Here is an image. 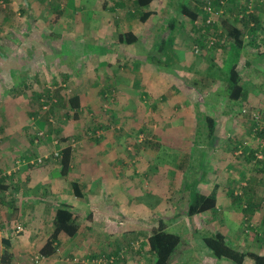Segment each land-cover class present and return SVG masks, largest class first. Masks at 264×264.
Wrapping results in <instances>:
<instances>
[{
    "label": "rangeland",
    "instance_id": "rangeland-1",
    "mask_svg": "<svg viewBox=\"0 0 264 264\" xmlns=\"http://www.w3.org/2000/svg\"><path fill=\"white\" fill-rule=\"evenodd\" d=\"M81 1L85 7L95 9L93 13L97 11L96 13L100 14L106 11L108 18L104 19L99 15L101 20L96 22L97 17L90 15L85 16L87 25L76 24L74 22L78 18L76 9L80 7ZM81 1L0 0V170L3 175L11 177L10 179L15 177L14 180L6 181L9 185H15L13 182L20 177L21 171L24 172L32 167H34L32 171H38L34 174V176L37 174L34 180L40 179L41 174L37 169L45 163L46 155L49 154L47 156L50 159L55 152L61 150V147L57 148L59 138H56V134L50 133V136L47 134L49 124L46 117L49 115L54 125L53 130L61 128V135L70 139L68 144L75 151L83 157H90L91 163L98 165L97 168L108 167L111 164L108 168H112L113 172L117 173L116 177L124 186V188L120 186L119 192L111 187L110 192L105 193L100 190V181L97 180L95 184L97 190L95 187L93 190L94 198H97L95 208H98L99 215L113 216L115 219L113 225L118 226L121 233L137 226L136 223L130 222L129 216L138 213L145 218L141 225L143 229L140 228L141 232H145L146 227L147 231H152L160 224H156V218L165 215L168 208L166 215L186 217L191 195L202 187L201 181L215 177V170L209 171L212 162L218 158L224 160L229 158L233 141L227 139L224 142L220 141L213 151L199 150L200 138L204 141L209 138V123L207 120L202 121L200 116L214 115L215 111L212 108H208L207 112L197 110L195 114L199 118L187 121L185 128H178L184 125L183 122L177 127H174L175 124L172 126L170 122L176 117V111H173L174 105L186 104L185 90L190 89L189 85L194 83L189 82L192 76H197L194 72L203 74L208 84L219 78L225 80L229 76L231 65L224 60L209 64L196 55L194 52L196 38L189 23L184 29L176 31L173 49L177 59L165 64V57L160 53L159 48L168 37L167 29L175 19L185 20L180 12L181 6L193 5V1L196 0H156L145 9L155 12L147 23H141L137 18L131 17L132 7L129 5L124 10L119 9L122 12L118 18H122V23L120 21L118 25L115 24L113 14L109 10L102 9L103 4L108 1L109 5L111 0H93L89 3L87 2L89 0ZM131 6L135 7L134 2ZM62 10L65 12H60ZM130 31L139 37V42L133 45L118 43L120 34ZM251 60L252 67L244 72V84L248 82L254 84L256 80L264 82V56ZM15 70L21 75L18 73L14 75ZM37 75L47 76L49 82L44 85L43 81H36ZM20 76L29 79L26 81L29 87L21 88L24 90L23 94L12 90L16 87L17 80L14 78L19 80ZM56 76L59 78L57 82L54 79ZM139 83L140 87H135ZM214 87L211 92L213 95L216 93L215 96H218L216 100L218 102L221 100L223 103L224 87L222 85L218 89ZM47 89L52 93L61 89L67 99L74 96L78 89L79 93L83 94L80 118L69 119L67 118L69 108L44 105L43 99L34 95L39 92L45 93ZM144 92L147 96L142 94ZM165 93H168V97L162 99L161 96ZM205 99L209 101L208 97ZM225 103L235 109L236 118L233 117L231 122L219 128L218 134L223 138L239 136L243 134L239 126H242L241 121L244 118L242 110L246 102L232 101L229 98ZM254 105L256 109L263 108L264 97L258 99ZM52 107L53 114H51ZM91 107L93 109H90ZM154 107L156 109L152 110ZM86 116L103 127L95 132L96 135L85 129ZM236 120L240 121L238 126L235 124ZM10 123L15 125L10 127L14 132L11 135L8 126ZM143 129L148 130L146 135L141 133ZM193 132L196 133L195 137L198 140L191 141L194 144L191 149L194 152L192 157L185 154L187 150L183 149L181 144L171 145L170 140L167 139L174 136L186 137L193 135ZM28 134L29 137H35L34 145L31 142L27 144L24 142L23 137H28ZM148 134L151 141L145 143ZM95 136H99L97 137L98 140L100 139L99 142L94 140ZM12 137L15 139L12 140ZM263 145L264 143L261 145L260 154L264 158ZM24 153H34L37 157L27 159L23 157ZM215 154L218 157L214 156ZM51 167L55 168V166L48 168ZM48 171L51 172L49 169ZM210 172L211 175H208ZM229 175V179L228 174L225 175L226 181L232 182L234 176L231 173ZM53 176L56 177L55 172ZM70 176L75 177L74 174ZM247 179L253 184L251 177ZM60 185L66 189L67 184ZM127 186L133 187L129 189ZM1 199H6V195L0 189ZM127 202H130L129 210H132L130 214L126 213L128 206L126 209L121 207ZM86 211L89 217L94 208H86ZM223 215L227 217V220L224 219L225 222L231 220L230 211H225ZM218 219L219 217H216L215 220L205 222L200 218L186 217L185 224L175 222L170 226L171 232L183 237V244H191L194 247L192 256H189L192 262L189 264H199L204 259L206 261V255L203 256L201 251L207 248L199 237L203 233L205 235L217 233ZM153 220L155 223H151ZM225 222L220 221L221 226ZM19 225L25 230L18 233ZM11 228L15 230V239L27 232L23 222H16ZM228 239L230 240V237ZM31 241L38 243L35 239ZM34 248H36L35 244ZM143 249L142 240L138 238L130 245H124L115 254L103 253L96 249L95 252L94 249H90L89 253L79 260L99 256L116 258L123 255V258L115 264L125 261L149 264V258L145 256ZM58 251L61 256V248ZM36 252L34 250L27 257L26 264H51L48 258L37 262L40 254ZM140 253L142 256L138 255ZM210 257L214 259V264L215 262L233 264L215 256H209V259ZM68 259L71 258L66 257L64 261L68 262ZM246 264L253 263L249 261Z\"/></svg>",
    "mask_w": 264,
    "mask_h": 264
},
{
    "label": "crops",
    "instance_id": "crops-1",
    "mask_svg": "<svg viewBox=\"0 0 264 264\" xmlns=\"http://www.w3.org/2000/svg\"><path fill=\"white\" fill-rule=\"evenodd\" d=\"M90 1L93 0H89L87 2L89 3ZM129 1L130 0H111L110 4L112 6L110 4L108 5V1H106L103 4L102 9L109 10L110 13L113 14L115 24L118 25L122 19L121 17L118 18V16H120V12H122L119 9L124 10L130 5L129 7H132V10L130 11L133 12L135 10L133 6H131L133 2L135 5V0H132V3H130ZM200 1L201 0L193 1V5H189V7L191 9H194L195 11H200V17L198 21L202 23L205 14L202 13L203 4H200ZM212 1L217 4L216 6H219L220 8L223 7L224 9V14L221 18V21H219V24L218 26H216V28H213L216 29L215 31H218L220 34L222 33L221 35H224V38L223 36H220L221 39L218 42L219 44L217 43V47L207 53L205 57L201 58L204 62H207L209 64L214 62H223V60L226 61V63L231 61L233 63L238 62L239 74L241 78L244 79V72L246 71V69L248 70L252 67L251 58L255 59L256 57L264 56V0ZM107 5L110 6V8H107ZM251 5L253 7L251 15H254L257 24H248L249 27L246 28L247 25L242 23L241 16L247 13ZM74 6L76 7V5ZM79 6L80 7L76 9L78 18L75 19L74 22L80 26H84L86 23L88 24L85 16H96V22H99L101 20V18L98 17L99 15H102L104 19L108 18V16L105 14L106 11H102L100 14L96 13L97 11L93 13L92 11H94L95 9L85 7L82 1L80 2ZM73 14L75 13L73 12ZM183 16L185 20L178 21L175 19V22L173 21V23H176V27L179 28L176 31L184 29L185 26H188L187 23H189L191 29H193V35L196 38L195 42L202 41V39H207V37H210V29L202 28L201 26V28H199V30L197 31V29L194 27V24H192L190 20H187V16ZM100 24L101 23H99V25ZM233 27H237L238 29L243 30L245 33L244 46L240 48V54L238 58L236 57L237 60L230 59L234 54V50L232 51V47L235 43L233 42L234 40H231L227 35L228 31H230V29H232ZM256 28L257 32L254 31V29ZM206 56H209V58H206ZM18 72L19 71L15 70L14 75ZM194 74L198 77L192 76V79H189V82L194 83L189 85L190 89L185 90V95L187 97L186 104L174 105L173 111H176V117L171 120V125L175 124L174 127H177L180 122H183L184 125L181 127L178 126V128H185L187 121H192V119L194 118H199L196 117L195 114L197 110L201 109L202 111H206L208 110V108H212V110L215 111L214 115L202 114L200 118L202 121H208V119L211 118L216 119L217 132L215 136L208 138L206 141L200 138L199 150L211 149L210 151H213L214 149H216L215 147L219 144V142H224L225 139L233 141V143L232 150H230L229 152L228 160L218 158L215 162L211 161L212 164L211 168H209V171L215 170V177L204 179L203 181H201L202 187L199 188V191L196 189L197 192L206 196L215 195V197L218 199L216 210L209 211L203 214H197L193 217H186H188L189 219L200 218V220L202 219L205 222L215 220L216 217H219L218 221H216V232L222 233L226 237L228 242L230 241L229 244H232L231 246L244 252H254L264 256V158H253L254 152H256V155L259 154L258 152H260V149L262 148L261 145L264 143V137L261 138L258 135L254 134L252 128L250 127V124L244 123V118L241 121L242 126H239L241 131H243V134L239 136H232L231 138L220 137V135L218 134L219 128L224 127L229 122H231L233 117L236 118L234 116L235 109H232L233 107L231 105H227V103H225L226 99L227 101L229 99L226 88V80H224V78L223 80H220L219 78L206 84L208 81L205 79L203 74L199 72H194ZM15 79L17 80L15 82L16 87H14L12 90L23 94L24 90H21V88L29 87L26 83V81L29 79L21 76L19 80L16 77L14 78V80ZM54 79L57 82L59 78L58 76H56ZM62 79L65 80V78ZM35 80L43 81L42 83L44 85L46 84V82H49L48 77L45 75H37ZM255 82L256 83L254 84L250 82L244 84L243 80V84L246 90L251 94V104L253 106H255L254 104H256V101L258 99H263L264 97V82H260L259 80H256ZM91 85H93L92 82ZM221 85L225 90V93L222 94L224 101L223 103L225 104L224 106L223 103H221V100L220 102L216 100V98L218 97L215 96L216 93H214L213 95V93L211 92L213 86L217 87L218 89ZM167 94L168 93L163 94L161 98L165 99L166 97H168ZM34 95L39 98L40 92L34 93ZM82 95L83 94L79 93L78 89L74 93V96L80 97L81 107L83 108ZM206 97H208L209 101L205 99ZM209 97H213V99H209ZM90 109L93 108L91 107ZM155 109L156 107L152 108V110ZM236 122L237 123L235 124L238 126V122L240 121L236 120ZM8 126L9 129L12 126L15 127V125L12 123H10ZM11 131L12 129L9 130V134H14V132ZM195 134L196 133L193 132V135H186V137L184 136L182 138L174 136L172 138L174 140L173 143L181 144V147H184L183 149L186 148L187 150L185 154H188L189 157H192L194 156V152H192L191 149H193L194 144L191 141L192 139L198 140L197 137H195ZM27 136L28 137H23L25 138L24 142L26 144L29 143L32 139L31 136L29 137V134ZM11 139L13 140L15 139V137H12ZM212 144L213 146L210 147V145ZM33 155L36 154L24 153L23 157L31 159L33 158L31 156ZM47 155L49 156V154ZM47 155L44 159L45 163H43V166L37 169L41 174L40 179L34 180L37 176V174L35 176L34 174L38 171H32L31 169H34V167H32L24 172L21 171L20 177H17V180L13 182L15 183V185H9V191L5 194L6 199H4L2 203L3 205L1 204L3 216H0V256L3 255L5 251H7V243H9V245L11 244V247L8 251L13 254L12 264H26L27 257L30 256L34 250L35 252L38 251L36 253L41 254V250L44 248L45 244L53 234V220L55 217L54 215L56 214V210L62 206L68 205L72 208L73 212H75L76 216L78 217L77 222L80 221V223H78L79 231L74 237H70L66 234L60 235L58 248H61L62 254L60 256L58 254L59 251H57L56 254L48 258L51 261V264H69L68 262L64 261L66 257L77 260L80 257H83L85 254L89 253L90 249H96L102 251L103 253L115 254L124 245H130L131 242L135 241L138 238H141L142 240V245L144 246L143 251L146 254L145 256L149 258V264H155V259L150 255L146 247V241L148 240L151 231H147V227H144L145 232H141V230L143 229L141 225L145 221V218H142V215L136 213V215L134 214L129 216L130 222H132L133 224L136 223L137 226L120 233L119 227L113 225V221H115L114 217H104L102 215H99L100 212L98 211V208H95V202L97 198H94L95 191L93 190V188L95 187V190H97L95 184L98 179L100 181V190L104 191L105 193H109L111 187L114 191L117 192H119L120 186L124 188L120 179L116 177L117 173L115 171L113 172L112 168H108L111 166V164L108 167L97 168L98 165L92 164V160L90 157H83V155L75 151L74 161L72 164V172L70 173L74 174L75 177H71L70 174L68 177H61L59 175V163H57L54 158H50L49 161L46 162L45 160L48 158ZM214 156L217 155L215 154ZM222 156H224V154H222ZM50 166H55V168H48ZM47 168L51 171L50 173ZM54 172L56 177L53 176ZM229 173L234 176V180L232 182L226 181L225 175L228 174L229 179ZM208 175H211V172ZM248 177H251V182H253V184L249 183V180L247 179ZM10 178L11 177H8L7 180ZM14 178L10 180H14ZM73 183H79L81 185L84 197L78 198L76 196L74 188L72 187ZM60 184H67V186H65L66 189H63ZM131 187L127 186V188L129 189ZM231 193L233 194V198L230 197ZM127 206L128 209H126ZM89 207H93L94 211L90 212V216L88 217L86 208ZM121 207L126 209V213L128 214H130L132 211L129 210L130 202H127L126 205ZM168 211L169 208L166 210V213ZM225 211H230L231 220L229 222H225V220H227V217L223 215ZM166 213H164L165 215L156 218V224L160 222L165 223L169 226L168 231L171 230L170 226L175 222H179V224H185L186 217L180 216V218H178V216H175L174 214L166 215ZM52 214L54 215L52 216ZM11 219H13L12 222ZM81 221H83V224H81ZM220 221H224V225L221 226ZM16 222H23L27 231L26 233L18 236V239H15V230L11 228V226L16 225ZM151 223H155V221L153 220ZM228 237H230V240L228 239ZM34 239L37 240L38 243H33L31 241ZM34 244L36 248H34ZM193 248L194 247L191 244L182 243L176 251L174 257L171 259L170 264L191 263L192 258L190 259V257L192 256L191 254L193 252ZM205 250L201 251V254L203 256L206 255V261L204 259L199 264H207L208 262V264H214V259H211V257L209 259V256L213 255L208 249L206 251ZM138 255L142 256L141 253ZM131 262L125 261L120 262L119 264H139ZM215 264L217 263L215 262ZM224 264L230 263L225 262Z\"/></svg>",
    "mask_w": 264,
    "mask_h": 264
},
{
    "label": "trees",
    "instance_id": "trees-1",
    "mask_svg": "<svg viewBox=\"0 0 264 264\" xmlns=\"http://www.w3.org/2000/svg\"><path fill=\"white\" fill-rule=\"evenodd\" d=\"M156 0H135V13H131V17L137 18L141 23H147L154 15L155 12L152 10L145 11L146 8L150 7ZM211 2L215 4L214 1L210 0H201L200 4H203V7L208 3ZM217 5V4H215ZM59 6V5H58ZM139 10V11H138ZM142 10V12H141ZM59 11V10H58ZM64 13L65 11H60ZM139 12H141L139 14ZM181 14L187 16L188 19H190L191 23L194 24V27L199 30V28H208L210 29V36L214 33L218 35V42L220 41L221 37L224 35H221L218 31H215L216 26H206V25H197L196 22L199 20L200 17V11H195L194 9H191L189 5H182L180 9ZM202 13H204L202 11ZM175 22V21H174ZM242 23L247 25L246 28L249 27L248 24L256 23V18L254 15H247L242 19ZM176 23H173L171 26L168 27L167 32H169L168 37L165 41H163L160 44V53L165 57V64H169L170 60L174 61L177 59V55L175 54V51L173 49L175 39H176ZM255 32H257V28L254 29ZM227 35L229 38L234 40L235 43L232 47V51L234 50L233 56H231L230 59L237 60L240 54V48L244 46V40H245V33L243 30L238 29L237 27H233L228 31ZM210 37H207V39H202V41H196L197 47H200L201 49H204V51L199 55L200 57H205L207 53L212 51L215 47H217L218 44L216 43V46H214L212 49H207V43L209 41ZM139 42V37L133 33V32H127L125 34H121L119 37V43L123 45H133L137 44ZM206 58H209V56H206ZM231 65V70L229 73V76L225 79L227 84V94L230 100L232 101H244L246 102V106L242 110V115L245 118L244 123L250 124V127L252 128V121L249 119V117L243 113L244 109H256L251 104V94L246 90L243 79L241 78L239 74V64L238 62L233 63L232 61L229 63ZM136 87H140V83L136 85ZM144 96H147V93H142ZM41 99L44 101V105H50V106H66L69 108L68 111V117L69 119H78L82 115V107H81V99L79 96H72L69 99L65 97V95L62 94V90L58 89V91H55L52 93L51 90H46V92L39 95ZM55 100V102H54ZM264 108V107H263ZM51 108V114L52 113ZM262 109V108H261ZM71 112V113H70ZM73 114V116H72ZM37 115V114H36ZM86 127L85 129L87 131H90L91 133L98 132L99 129L103 128L100 124L93 122L88 116H86ZM47 123L49 124V132H47L48 136H50V133H55L56 138L58 139V146L57 148L61 147V150H59V155L56 156L53 154L52 158L56 160L57 163H59L60 166V172L59 175L61 177H68L69 174L72 172V164L74 161L75 156V149L68 144L70 139L64 138L62 134V129L57 128L56 131L53 130V123H51L49 115L46 117ZM209 123L208 129H209V138L215 136L217 132V122L216 119H208L207 121ZM147 129L141 130V133L146 135ZM259 137H264V132L256 134ZM150 134L147 135L145 143H148L151 141ZM152 136V135H151ZM95 136V139L97 142L98 140ZM101 138V137H100ZM173 137H168L167 139L170 140V144H174ZM31 144H35V137H32ZM259 153V152H258ZM33 158H36V155L31 156ZM253 158L257 159L258 156L256 155V152H254ZM46 162L49 161V157L45 160ZM252 161V160H251ZM7 176L3 175L0 171V189L1 192L6 194L9 191V184L6 183ZM72 187L74 188V191L76 193V196L78 198L84 197V193L82 191L81 185L79 183H73ZM230 197L233 198V194H230ZM4 199L0 200V216H3L1 204L3 203ZM5 204V203H4ZM218 204V199L215 197V195L206 196L204 194H201L197 191H195L194 194L191 195V202L189 203V207L187 209V212L185 213L187 216L193 217L197 214H203L209 211L216 210ZM3 205V204H2ZM249 210V209H248ZM251 210V208H250ZM17 211V210H16ZM15 212V209H14ZM13 212V213H14ZM12 218V217H11ZM78 217L76 216L75 212H73L72 208L68 205L62 206L56 210V214L53 220L54 225V231L51 236V238L47 241L44 248L41 250V254L46 257L50 258L58 251L59 246V237L61 234H66L70 237H74L78 231H79V225L77 222ZM13 219H11L12 222ZM205 247L211 252L213 256H215L218 259L221 260H228L232 262L233 264H246L249 261H252L253 264H264V256L260 255L258 253L254 252H244L237 248H234L231 246L226 239V237L222 233H214L212 235H205L204 233L200 235L199 237ZM183 243V237L179 234L173 233L168 231V225H166L163 222H160L159 226L157 228L152 229L148 240H147V249L150 253V255L155 259V264H170L171 259L174 257L176 251L180 247V245ZM8 247L7 251L3 255L0 256V264H12L13 262V254L8 251L11 247V244L7 243L6 245Z\"/></svg>",
    "mask_w": 264,
    "mask_h": 264
},
{
    "label": "built area",
    "instance_id": "built-area-1",
    "mask_svg": "<svg viewBox=\"0 0 264 264\" xmlns=\"http://www.w3.org/2000/svg\"><path fill=\"white\" fill-rule=\"evenodd\" d=\"M253 11L252 5L249 7V10L247 13L243 16H241V19H243L247 15H251ZM203 12L205 14V17L203 18V22L200 23L199 21L196 22L197 25H206V26H216L217 22L223 17L224 9L223 7L220 8L219 6H216L215 4L208 2L203 7ZM218 42V35L213 32V34L210 36L209 41L207 43V49H212L214 46H216V43ZM204 49H201L200 47H195V54L200 55ZM244 114H246L249 119L252 121V131L254 134H259L264 132V108L262 109H244ZM56 156L59 155L58 151L55 154ZM258 159H262V154H257ZM24 229L22 226L18 227V233L22 232ZM121 256V255H120ZM123 258V255L121 257L117 256L111 257V256H99V257H92L90 259H68V262L75 263V264H115L118 260ZM47 258L44 257L42 254L39 255L37 258V262L39 261H45Z\"/></svg>",
    "mask_w": 264,
    "mask_h": 264
}]
</instances>
